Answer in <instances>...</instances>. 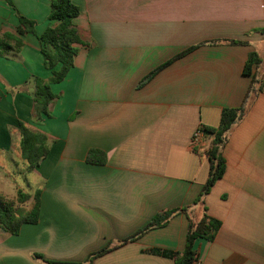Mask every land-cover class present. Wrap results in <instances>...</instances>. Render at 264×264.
I'll use <instances>...</instances> for the list:
<instances>
[{
	"label": "crops",
	"instance_id": "obj_1",
	"mask_svg": "<svg viewBox=\"0 0 264 264\" xmlns=\"http://www.w3.org/2000/svg\"><path fill=\"white\" fill-rule=\"evenodd\" d=\"M50 1L0 0V35L18 16L35 23L17 53L0 54V196L17 206L28 195V211L39 192L36 223L0 228V264H174L152 251L182 252L204 208L221 226L195 242L200 264H264V0H72L83 45L38 117L32 79L51 76L37 39L57 24ZM242 105L223 175L197 201L212 140L202 128ZM19 125L46 139L29 171ZM90 150L105 164L87 163Z\"/></svg>",
	"mask_w": 264,
	"mask_h": 264
},
{
	"label": "trees",
	"instance_id": "obj_2",
	"mask_svg": "<svg viewBox=\"0 0 264 264\" xmlns=\"http://www.w3.org/2000/svg\"><path fill=\"white\" fill-rule=\"evenodd\" d=\"M79 14L78 7L72 0H51L48 21H55L54 27H47L43 33L37 37L40 44V53L43 59V66L49 70L51 76L47 80L34 77L33 101L37 116L49 115V106L57 99V95L52 93L50 86L58 84L64 80L69 70L73 66V59L76 55L77 45H83L80 36L73 25V19ZM19 26L15 33H4L0 35V54L7 52H18L23 45L22 36L33 34L35 23L22 16H18ZM264 32V30H263ZM257 62L256 54H250L244 67V73L250 74L252 63ZM149 78L146 77L144 80ZM245 105V104H244ZM244 105L236 109H225L221 112L219 126L216 129L202 128V131L210 135L212 140L206 153L208 162V178L198 196L199 201L209 193L214 183L220 179L225 169V161L222 156V148L226 142V135L232 126L244 113ZM21 135V156L27 162V171L32 170L35 165L47 154L46 139L43 135L32 134L22 125H19ZM86 162L90 164L103 165L106 162L105 153L98 150H90L86 155ZM29 196L18 192L16 202H9L0 196V228L11 234H17L24 224H34L39 217V192L34 194V203L30 210L21 207ZM157 216L150 227L159 226L160 223L169 216ZM221 226L220 221L207 215L206 209L197 222L188 223L185 244L182 252H157L162 256L173 259L174 264H195L198 260L194 244L198 239L212 242ZM148 229V227H146ZM143 231L138 233L141 234ZM100 251L93 256L103 254ZM41 258L39 255H34ZM50 264H63L50 262Z\"/></svg>",
	"mask_w": 264,
	"mask_h": 264
},
{
	"label": "built area",
	"instance_id": "obj_3",
	"mask_svg": "<svg viewBox=\"0 0 264 264\" xmlns=\"http://www.w3.org/2000/svg\"><path fill=\"white\" fill-rule=\"evenodd\" d=\"M202 135H203V132H202L201 130H197V131L194 133L193 138H192V142H193V144H194L195 146H196L197 144H200ZM195 264H200V261L197 260V261L195 262Z\"/></svg>",
	"mask_w": 264,
	"mask_h": 264
},
{
	"label": "rangeland",
	"instance_id": "obj_4",
	"mask_svg": "<svg viewBox=\"0 0 264 264\" xmlns=\"http://www.w3.org/2000/svg\"><path fill=\"white\" fill-rule=\"evenodd\" d=\"M8 164H9V163H8ZM9 165H10V164H9ZM7 167H10V166H7ZM16 178H17L16 182L19 184V186H21L22 189L28 191V190L26 189V187H25V180H26V179H25L24 177L19 176V175H18ZM31 179H35V178H34V177H31ZM27 181L30 182V179H27Z\"/></svg>",
	"mask_w": 264,
	"mask_h": 264
}]
</instances>
